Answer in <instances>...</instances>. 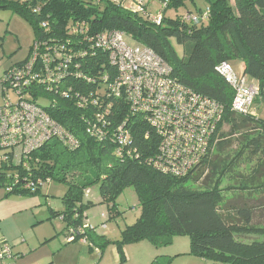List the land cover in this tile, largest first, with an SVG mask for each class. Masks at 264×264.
Wrapping results in <instances>:
<instances>
[{
  "label": "trees",
  "instance_id": "1",
  "mask_svg": "<svg viewBox=\"0 0 264 264\" xmlns=\"http://www.w3.org/2000/svg\"><path fill=\"white\" fill-rule=\"evenodd\" d=\"M157 1L160 14L152 16L148 3L144 11L137 12L121 0H0V8L22 17L35 35L28 57L13 66L23 67L31 76L34 81L29 91L33 87L49 117L79 143L71 149L59 138L51 139L35 153L37 163L32 177L67 185L63 198L66 211L54 214L61 215L67 223V244L85 238L91 251L103 254L111 242L98 234L97 227L69 242L71 231L89 224L87 211L93 204L88 199L90 195L85 198V192L99 184L102 203L113 204L108 216L111 219L116 213L115 200L131 187L141 214L126 227L120 240L113 242L122 262H126L128 245L149 241L161 248L186 236L192 257L212 264H264V226L254 224L259 214L264 218V204L254 206L248 190L238 195L242 201H238V196L231 200L227 189L222 188V177L229 171L212 158L214 147L222 152L230 146L229 141L223 140L226 125L231 128L230 136L241 130L253 132L256 136L251 145L256 151L264 146V114L261 116L255 108V103L264 105V0H202L207 7L205 12L198 0ZM188 5L197 9L196 14L166 16L168 10L177 12ZM190 15L197 17L198 22L185 19ZM107 31L120 32L138 46L151 49L170 67L172 79L222 107V120L208 154L188 172L174 173L173 166L182 165L184 160L171 163L168 159L164 143L170 137L152 125L148 112L134 111L124 96L111 97L110 115L106 122L97 123L106 137L98 139L88 132L92 116L104 110V105H93L94 96L104 94L118 78L110 53L98 45V37ZM175 44L183 47V57ZM58 52L70 54L72 61L68 70L61 72L66 74L57 77L58 87L51 90L38 80L45 73L40 64L57 57ZM236 59L244 65L241 77L251 78L253 82L248 84L257 87L251 106L255 115L233 111L235 93L217 71L220 64L230 65ZM29 63L40 76L32 73V67L27 68ZM119 128L125 132L124 139H128L125 145H120ZM79 173L86 175L83 182L75 181L74 176ZM193 185L201 188H192ZM15 192L28 193L22 189ZM102 217L104 226L107 217L104 213ZM254 236L262 239L251 240ZM173 259L159 256L151 264H171Z\"/></svg>",
  "mask_w": 264,
  "mask_h": 264
},
{
  "label": "built area",
  "instance_id": "2",
  "mask_svg": "<svg viewBox=\"0 0 264 264\" xmlns=\"http://www.w3.org/2000/svg\"><path fill=\"white\" fill-rule=\"evenodd\" d=\"M136 3L131 9L142 12L148 1L139 0ZM185 19L198 22L197 17L191 15ZM157 20L158 23L161 22L160 15ZM97 40L100 48L110 53L112 65L118 70V78L109 84L104 94L94 96L93 105H104V110L92 116L93 121L88 132L98 139L105 138L106 134L97 123L106 122V117L110 115L112 104L108 100L111 97L124 96L134 111L148 112L152 125L161 134L170 137L164 143L168 159L171 163L177 159L184 160L182 165L173 166L174 173L181 175L200 164L208 154L212 137L222 120V107L172 79L170 67L160 57L144 46L130 47L124 34L107 31ZM69 55L58 52L57 57L42 62L40 67L45 72L43 76L33 70V63H29L27 68L32 67V73L42 78L38 79L41 84L53 90L58 87L57 77L66 74L61 73L63 70H68L72 61ZM2 60L0 58L1 66ZM58 65L59 70L55 71ZM22 68L13 66L4 70L2 66L4 74L0 78V94L7 96L0 107V188L10 194L16 193V189L36 193L38 189L51 183L42 177H32L34 165L37 163L34 155L51 139L57 137L71 149L79 146L72 136L49 117L44 106L39 104L33 87L29 91L28 87L34 80ZM217 71L235 93L233 111L244 116L255 115L251 106L258 93L257 87L249 85L245 77L237 76L227 62L220 64ZM9 91L17 96L16 102L9 99ZM66 95L64 92L63 97ZM119 131L120 145H125L128 139H124L125 132L122 128ZM87 192L85 198L90 195ZM83 227L70 232L69 242L75 241V236L80 237L85 231L95 228L88 223ZM81 241L86 243L85 238ZM12 258L9 244L0 243V260Z\"/></svg>",
  "mask_w": 264,
  "mask_h": 264
},
{
  "label": "rangeland",
  "instance_id": "3",
  "mask_svg": "<svg viewBox=\"0 0 264 264\" xmlns=\"http://www.w3.org/2000/svg\"><path fill=\"white\" fill-rule=\"evenodd\" d=\"M232 3L234 5V2ZM198 6L202 7L203 12L206 11L207 7L202 0H198ZM157 7L158 5H154L151 8L152 14L158 13ZM196 11L197 9L188 5L187 9L181 8L177 12L168 10L166 16L174 18L175 16H183L187 12H195L194 14H196ZM34 40L35 35L31 26L22 17L15 14L12 10L0 8V55L3 58L2 66L4 70L25 60L29 55ZM125 40L130 47L139 45L134 40L127 38ZM175 49L179 56L183 57V47L175 44ZM230 65L237 76L241 77L244 75V65L240 59L230 61ZM2 66L0 65V73H2ZM246 80L247 82H253L249 77H246ZM6 97L0 94V106L4 104ZM8 97L12 102L17 101V96L12 91H9ZM46 100L49 101L48 98ZM255 108L263 116L264 105L255 103ZM230 129V126L226 125L222 131L224 133L223 140L229 141L230 146L226 147L222 152L217 151L216 146L212 151V158L218 160L222 168L229 171L227 176L222 177V188L227 189L226 194L231 200L235 199L243 191L248 190L247 192H252L254 206L264 204V146L261 150L256 151L251 145V139L256 136L253 132L241 130L236 132L234 136H230ZM83 175H80V173L76 174L74 176L75 181L83 182L82 179H85L86 176L85 174ZM192 188L201 187L193 185ZM228 189L232 190L229 192ZM67 191V185L58 181H52L35 194L9 195L4 189L0 188V243H8L12 247L14 255L8 261L0 260V264H93L90 263L85 251L79 249V245H85L82 241L68 244L65 242L67 223L61 220V215H54L63 214L66 211L63 198ZM87 191L93 196L91 199L93 206L87 211L88 220L99 228V231L104 233V237L111 242L104 248L105 250H102L107 251L109 249L105 264H130L127 254L128 250L131 252L135 251V257L132 262L134 264L140 254H145L148 250L153 253L156 252V254L158 252L156 259L162 256L161 252L163 250L172 251L173 247L183 250L190 249V241L186 236L178 237L171 245L161 248L155 247L149 241H142L126 246V262H122L120 259L115 261L110 256V249L115 248L113 242L120 240L121 234L126 227L133 225L139 218L141 208L138 197L134 188L128 187L124 189L115 200L116 213L109 219L110 208L113 204L102 203L99 184H94ZM237 199L242 201L239 196ZM103 213L107 217L104 226L102 225L104 221ZM260 216L262 215L259 214L254 224L264 226V222H261V219L264 220V218H260ZM254 238L260 237L254 236L251 240ZM239 239L242 240L241 237ZM246 241H250V239H246ZM13 245L15 246L13 247ZM84 247L86 251L90 250L88 243ZM22 249L25 251L16 255V251ZM100 255L103 254L92 250L89 256L93 257L96 260L94 264H97ZM189 261L192 260L178 258L173 259L171 264H191Z\"/></svg>",
  "mask_w": 264,
  "mask_h": 264
},
{
  "label": "crops",
  "instance_id": "4",
  "mask_svg": "<svg viewBox=\"0 0 264 264\" xmlns=\"http://www.w3.org/2000/svg\"><path fill=\"white\" fill-rule=\"evenodd\" d=\"M124 2V4L127 6V7H132L133 5H135L136 2H138L139 0H121ZM154 5H158V7L156 8L158 13L160 12L161 10V6H160V3L157 1V0H148V11L149 13H151V8L154 6ZM157 13V14H158ZM152 14V13H151ZM157 14H152V16H156ZM252 85H254L252 83ZM90 202H91V199L93 198V196L90 194ZM87 219H88V216H87ZM89 222V220H88ZM90 225H92L93 227H96L94 226L92 223L89 222ZM97 232L99 235H103L104 236V233H102L101 231H99V228H97ZM66 242V240H65ZM67 243V242H66ZM74 243V242H73ZM80 243V242H79ZM81 244V243H80ZM86 245V243H84ZM84 245V246H85ZM15 245H13L14 247ZM81 246V247H80ZM82 244L79 245V249L81 250H84L85 251V254H87V258L90 260V263H95L96 260L93 258V257H90V253L92 252L91 250H88L89 251V254H88V251H86L85 247H84ZM116 248V247H115ZM114 247L112 249H110V256L114 258L115 261H119L120 259V255L117 251V249H115ZM25 250H20V251H16V255L20 254L21 252H23ZM33 251V250H32ZM96 252V251H95ZM109 252V249L107 251H104L103 255L100 257H98V260H97V264H105L106 263V258H107V254ZM189 252H190V249L188 250H183V249H180V248H177V247H173L172 248V251H168V250H163L161 253L162 256H165V257H172L174 259H178V258H188L191 259L192 261H189L191 264H212L211 262L209 261H205V260H202V259H199V258H195V257H192L189 255ZM97 253V252H96ZM126 253V252H125ZM127 254H128V258L130 260V264H132L133 262V259L135 257V251L134 252H131V251H127ZM92 255V254H91ZM154 255V256H153ZM156 255H158V252L156 254V252H152L150 250L147 251V253L143 254L141 253L140 254V257L138 259L135 260V263L134 264H150L151 261H153L156 257ZM127 256V255H126ZM182 260V259H181ZM8 261V260H7Z\"/></svg>",
  "mask_w": 264,
  "mask_h": 264
},
{
  "label": "clouds",
  "instance_id": "5",
  "mask_svg": "<svg viewBox=\"0 0 264 264\" xmlns=\"http://www.w3.org/2000/svg\"><path fill=\"white\" fill-rule=\"evenodd\" d=\"M148 1V0H147ZM160 14V13H159Z\"/></svg>",
  "mask_w": 264,
  "mask_h": 264
}]
</instances>
